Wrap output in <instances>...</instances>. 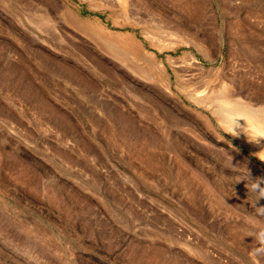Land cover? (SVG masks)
I'll list each match as a JSON object with an SVG mask.
<instances>
[{
  "label": "rangeland",
  "instance_id": "1",
  "mask_svg": "<svg viewBox=\"0 0 264 264\" xmlns=\"http://www.w3.org/2000/svg\"><path fill=\"white\" fill-rule=\"evenodd\" d=\"M234 97L264 0H0V264H264Z\"/></svg>",
  "mask_w": 264,
  "mask_h": 264
},
{
  "label": "bare ground",
  "instance_id": "2",
  "mask_svg": "<svg viewBox=\"0 0 264 264\" xmlns=\"http://www.w3.org/2000/svg\"><path fill=\"white\" fill-rule=\"evenodd\" d=\"M182 39L179 41L180 42L183 41ZM184 41H186L185 38H184ZM222 90H224V88ZM218 92H222V91H218ZM219 102H220V105L218 106V109L221 113L220 115L221 120L224 121L225 112L234 113L239 118L237 120V124L240 126L239 128L236 129V131L240 133L242 137L246 138L245 141H248L251 143L252 148L255 150V152H257L262 157H264V114H261L256 110H253L254 108L251 109L252 107L250 108V107H247L241 104L239 102V99L235 97L232 99H228L226 101L224 99H221Z\"/></svg>",
  "mask_w": 264,
  "mask_h": 264
},
{
  "label": "clouds",
  "instance_id": "3",
  "mask_svg": "<svg viewBox=\"0 0 264 264\" xmlns=\"http://www.w3.org/2000/svg\"><path fill=\"white\" fill-rule=\"evenodd\" d=\"M239 118L232 112H225L224 116V127L227 133L236 136L238 133L236 132V129L240 126L237 124V120ZM258 185L251 184L248 191H252L257 196V201L264 197V189H260L257 191ZM255 239L262 245H264V229H261L258 233L255 234Z\"/></svg>",
  "mask_w": 264,
  "mask_h": 264
}]
</instances>
